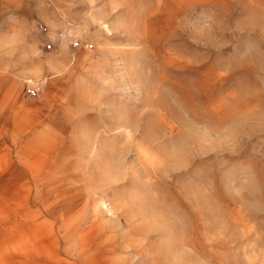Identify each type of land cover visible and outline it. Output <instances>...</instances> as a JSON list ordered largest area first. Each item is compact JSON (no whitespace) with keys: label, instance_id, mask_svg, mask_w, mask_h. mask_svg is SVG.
Here are the masks:
<instances>
[{"label":"rangeland","instance_id":"obj_1","mask_svg":"<svg viewBox=\"0 0 264 264\" xmlns=\"http://www.w3.org/2000/svg\"><path fill=\"white\" fill-rule=\"evenodd\" d=\"M29 150L70 198L13 234L0 190V264H264V0H0V170Z\"/></svg>","mask_w":264,"mask_h":264},{"label":"bare ground","instance_id":"obj_2","mask_svg":"<svg viewBox=\"0 0 264 264\" xmlns=\"http://www.w3.org/2000/svg\"><path fill=\"white\" fill-rule=\"evenodd\" d=\"M29 151H30L29 154L26 153V157H24V155H23L24 151H22L19 154H16L17 159L13 160L14 161L13 164L18 165L19 169H20L19 166L21 165V167L23 169L22 171L18 170L17 168H13V166H14L13 164L11 166L8 164L7 167L5 168V170H0V190H2V192L4 194V199H5L4 201H6V205L9 208V214H6L7 217L5 216L7 219L6 222H7V225L9 227L10 232L13 234L17 233L19 231H25L28 228H33L37 225L43 224L45 219L41 220L38 223H35V222L37 220H39L40 217L43 218L42 214H45V216H50V217L55 215L54 212L52 210H50L51 207L54 208V205L56 203L66 199V198H68V199L70 198V195L64 196L63 193H60V189H58V191L54 190L56 185L60 184L64 180V179H62V177L65 178L64 173L62 171H60L61 165L59 167V164H55L54 162L51 163L49 161V159L45 160V163L42 164V159H40L36 156H33L34 152L31 150H29ZM46 155H47V152L44 151L43 156L45 157V159L47 158ZM29 174H30V177H28ZM28 180H31L36 184L41 182L44 186H46L45 187L46 191L43 192V195H40L38 193L39 195L35 197V200L33 201L34 204H37V207H35V208L32 206L31 201L29 200V196L25 195L23 193V181L27 182ZM66 183L70 184V181H68V182L66 181ZM59 186H62V185H59ZM67 188L68 187H66V189ZM56 193H60V194L57 195ZM44 195H46V198L41 199ZM2 203H3V200H2ZM98 203H99V206H101V207L104 206V201L100 200ZM56 209H57V207H56ZM4 214H5V212H4ZM98 225L99 224L96 222V223H93L89 226L81 227L80 228L81 229L80 235L84 236V235H87V233H94V232L96 233V231L99 230ZM79 227L80 226H78V228ZM7 239H9V238H7ZM56 240L61 243V239L57 238ZM35 245H37V244H35ZM36 247H38V246H36ZM115 247H113V248L115 249ZM9 250H11V249H9ZM43 251H45V250H43ZM11 255L12 254L6 255L7 259L9 260V261L7 260L8 262H10V260L14 261V259H16V258L17 259L18 258H25V260H32L35 262V260H37V258H38V256L37 257L35 256L36 254L34 255L32 253H28V254H21L20 253V254H16V255L13 254L12 256ZM41 256H44V255H41ZM75 256H77V259L81 262V264H109V263H107L109 261V256L106 255L104 247L99 242H96L90 246H85L84 248H81L79 253L75 254ZM53 258H54V256H53ZM1 261H2V259H1ZM55 262H57V261H55ZM55 262H53V263H55Z\"/></svg>","mask_w":264,"mask_h":264},{"label":"built area","instance_id":"obj_3","mask_svg":"<svg viewBox=\"0 0 264 264\" xmlns=\"http://www.w3.org/2000/svg\"><path fill=\"white\" fill-rule=\"evenodd\" d=\"M39 28H40V30H42V31H45L46 29H47V27L45 26V25H43V24H40L39 25ZM61 36V35H60ZM80 46H81V42L79 41V40H74L73 42H72V47L73 48H80ZM91 46V45H90ZM26 92L27 93H29V94H31V95H35V93H36V88L34 87V86H27L26 87Z\"/></svg>","mask_w":264,"mask_h":264}]
</instances>
